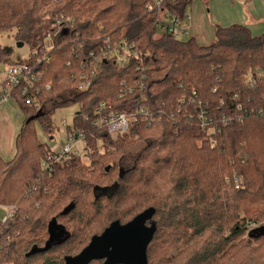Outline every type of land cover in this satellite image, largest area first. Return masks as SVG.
I'll use <instances>...</instances> for the list:
<instances>
[{"label":"trees","instance_id":"obj_1","mask_svg":"<svg viewBox=\"0 0 264 264\" xmlns=\"http://www.w3.org/2000/svg\"><path fill=\"white\" fill-rule=\"evenodd\" d=\"M157 1L0 0V34L16 30L17 43L30 51L49 36L53 46L35 89L23 97L13 88L12 102L27 120L14 157L0 155V207L16 208L0 222V264H66L111 224L146 213L156 230L149 264H264V236L249 227L264 226V33L219 26L211 45L192 37L181 42L157 22L168 14L183 20L197 0L156 7ZM60 15L72 23L55 33ZM108 39L134 45L137 56L124 66L102 60L90 89L78 91V77ZM12 53L0 45V62L9 65ZM128 88L133 92L125 94ZM183 97L207 105L220 133L200 128L193 106L180 104ZM107 99L117 111L143 105L159 119L150 127L139 122L129 137L113 141L94 126ZM76 102L81 106L67 132L86 135L91 161L75 157L44 170L42 160L53 150L40 144L34 123L52 134L56 110ZM138 143L146 146L125 169L124 157ZM111 187L113 194L100 193ZM54 221L55 239L45 248Z\"/></svg>","mask_w":264,"mask_h":264},{"label":"built area","instance_id":"obj_2","mask_svg":"<svg viewBox=\"0 0 264 264\" xmlns=\"http://www.w3.org/2000/svg\"><path fill=\"white\" fill-rule=\"evenodd\" d=\"M162 2L163 0H158L155 6L160 7ZM190 21V13H188L183 20L168 14L158 20L157 27L163 32L168 34L171 33L176 38L190 37ZM70 23H72V19L70 17L60 15L53 26L55 27V33L62 32L63 28L68 26ZM50 38L51 37L49 36L47 41L50 40ZM47 41H45L43 48L39 47V49L30 51L27 58L6 68V72L4 74L5 81L2 86V93L0 94V106L10 105L12 103L13 88H21L23 97L35 89L37 82L42 77V72L40 70L41 66L44 63L50 62L49 52L52 49H49L46 46ZM105 44L107 46L102 50L101 55L97 57L95 63L90 67L85 68L83 73H81V75L78 77L76 82V88L78 91L84 92L90 89L95 80L98 78L102 60L113 59L118 65L124 66L128 62L130 56H137V53L134 50V45H131L125 41L119 43L117 46H113L109 43L108 39L105 41ZM49 88L50 86H47V89ZM127 92L132 93L133 89L128 88L125 91V94ZM186 100L187 99L184 97L181 98L180 104L184 105L187 103L193 106V113H195L194 117H196L200 128L208 131L209 134H214L215 132L220 133V129H217L212 125L213 120L207 105H204L202 101L198 102L195 98H189L188 101ZM261 114L264 115V111L261 112ZM95 116H97V118L94 121V126L99 130L103 129L107 131L113 141L120 138L126 139L129 137L134 127L139 122H144L150 127L154 125L159 119L158 115H154L149 108L143 105H137L133 112L127 113L123 111H117L113 109L110 99H107L100 105L99 109H97L95 112ZM84 119H88V117L85 116ZM225 124L226 122H224V125ZM67 125L68 124L65 120L62 121L61 126L65 129L67 136L66 144L62 145L56 150H53L51 154L43 158V162L41 164L42 169L51 171L55 167L68 165L72 163V159L75 157L89 158L91 149L88 148L86 144V135L82 132L73 130L72 128L69 132H67V129L70 128ZM98 145L99 153H103L105 146L102 145L101 142L98 143ZM232 182L235 184L237 190L243 188V184L239 177L234 176ZM9 209L8 215L3 219L4 222L8 219H12L14 213L16 212L15 207H10Z\"/></svg>","mask_w":264,"mask_h":264},{"label":"rangeland","instance_id":"obj_3","mask_svg":"<svg viewBox=\"0 0 264 264\" xmlns=\"http://www.w3.org/2000/svg\"><path fill=\"white\" fill-rule=\"evenodd\" d=\"M224 0H202L200 3L201 10L205 13V18L208 21L210 26L216 27V25H221L218 21L219 12H217L221 8V3ZM244 4V2H243ZM224 9V8H223ZM222 9V10H223ZM221 14V13H220ZM16 30H10V32L1 33L0 34V45L2 47H9L13 49V53L10 57L11 63L9 65H4L0 62V83L3 79H5L6 68L11 65L17 64L21 62V60L27 58L29 56L30 50L27 45H22V47H18L16 41ZM179 41L183 42L189 39V37L177 38ZM214 42V39L210 41L208 44L211 45ZM46 46L49 49H52V43L50 40L46 42ZM47 106H50L48 103ZM80 103L71 104L67 107H62L56 110L53 115V133L48 134L44 132L41 123L36 121L34 123L35 133L37 135V139L40 144L47 145L51 150H56L62 145L66 144L67 136L65 129L61 126L62 121L67 122V126L71 127L73 124L74 116L80 109ZM50 108V107H49ZM19 113V115H18ZM26 118L21 111L20 107L15 103H11L10 105H2L0 106V155L5 161H10L15 154V141L16 137L19 134L21 128L26 122ZM136 140V138H135ZM134 138L127 140V143L133 142ZM146 146L145 143H138L134 145L128 152V154L124 157L123 165L125 169H130L135 161V157L143 150ZM85 162L89 163L91 160L87 159V157H83ZM42 164V163H41ZM116 191V188L111 187L106 190L100 191L102 194L111 195ZM10 207H0V222L8 215ZM262 224L254 223V225H249L250 229H255L261 227ZM248 239V236H245V240ZM252 243L255 244V241L249 239ZM238 244V242H237ZM79 250H75L78 253ZM75 253V254H76ZM74 254V255H75Z\"/></svg>","mask_w":264,"mask_h":264},{"label":"water","instance_id":"obj_4","mask_svg":"<svg viewBox=\"0 0 264 264\" xmlns=\"http://www.w3.org/2000/svg\"><path fill=\"white\" fill-rule=\"evenodd\" d=\"M19 43L18 47H22ZM123 176V171H120ZM148 213L139 215L130 223L122 225L119 221L111 224L101 236H95L89 246L75 258H68L66 264H89L91 260H105L104 264H149L147 249L155 235V227L147 225ZM55 221L50 225V239L46 244L53 243L52 233ZM260 237L264 236V226L256 229ZM35 251H33L34 253Z\"/></svg>","mask_w":264,"mask_h":264},{"label":"crops","instance_id":"obj_5","mask_svg":"<svg viewBox=\"0 0 264 264\" xmlns=\"http://www.w3.org/2000/svg\"><path fill=\"white\" fill-rule=\"evenodd\" d=\"M201 1L197 0L188 12L191 15L190 37L200 44L209 45L208 43L214 39L219 26L226 28L230 25H245L254 36L264 33V0H224L220 2L221 8L217 11L219 12L217 16L221 25H216L215 28L208 24L205 13L200 8L199 2ZM4 81L5 79L0 83V94Z\"/></svg>","mask_w":264,"mask_h":264}]
</instances>
